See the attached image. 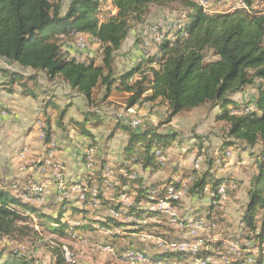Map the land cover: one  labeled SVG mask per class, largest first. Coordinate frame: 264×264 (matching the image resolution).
<instances>
[{
	"label": "trees",
	"instance_id": "obj_1",
	"mask_svg": "<svg viewBox=\"0 0 264 264\" xmlns=\"http://www.w3.org/2000/svg\"><path fill=\"white\" fill-rule=\"evenodd\" d=\"M242 1L245 6L224 12H209L196 0H112L118 12L101 19L99 14L103 0H71L64 13L61 11L62 0H0V58L10 65H18L22 70H31L32 73L27 78L35 84L38 83L40 75L48 80L56 77L63 80L71 89L84 95L90 105L100 104L93 98L96 88L104 86L103 100L110 96L116 85L118 90L128 93L127 109L142 100H159L165 103L168 112L166 122L195 107H219L216 119L227 123L224 146L243 145L245 148H254L258 144L262 145L258 172L251 182L249 200L242 216V222L247 232L249 231L245 236L251 246L242 244L239 245L241 250L229 252L230 261L227 264H264V224L258 227L257 223L260 218L264 223V0ZM170 4L183 8L186 19L172 39L160 42L161 58L145 57L135 67L115 75V54L123 46L134 25L147 21L152 5ZM78 33H87L100 43L103 49L101 65H97L92 59L82 61L70 57L61 38L72 37ZM208 55L215 58L208 59ZM149 64L152 67L145 71L144 67ZM7 72L12 81H21L26 93L36 95L33 89H27V83L23 82L25 75L20 70ZM248 87L255 89L256 96L252 103L243 105L236 100V95L245 93ZM249 105H253V109L245 111V107ZM64 114L65 109L61 116ZM85 115L87 120L99 116L96 111H88ZM116 126L126 129L129 135L124 148L125 160L140 163L143 168H162L168 160L166 148L174 141H182L179 133H163L153 126H144L137 131L131 125L123 126L121 120ZM43 130L45 142L48 144L52 131L49 127ZM82 131L91 135L84 128ZM157 150L162 152L165 160L160 159L156 154ZM127 172L129 175L131 171L127 168ZM128 175L121 174L117 177L119 184L110 188L117 195L128 194L122 189L124 185H132L137 181L141 186V179L130 178ZM209 177H213L211 181H208ZM105 180L100 175L94 183L101 190L98 200L103 207L117 208L123 215L135 212L138 216H143L145 212V218L162 217L165 214L159 210L137 211L138 203L159 199L169 202V195H165L168 185L173 184L167 189L168 192L177 191L176 187H179L173 182L137 187L133 203L126 204L127 206L124 204L125 208L121 209L123 202L117 205L106 197ZM208 182L215 194L207 207L210 212L202 217L218 224L216 213H212L220 204V195L216 191L224 182L229 191L232 182L227 178H215L210 171H206L202 176L196 177L190 191L201 193ZM171 203L177 206L178 201L171 196ZM59 206V212L55 216L24 201L8 187L0 185V242L3 239L23 242L21 240L31 232L30 237L35 240V250H38V246H41L38 242L41 240L34 225L35 218L38 225L53 233L65 235V229L69 226L62 220L65 212L82 213L81 219L92 214L85 205L80 206L71 201L60 203ZM115 223L122 224L117 220ZM101 224L107 223L101 221ZM84 225L89 226L88 223ZM155 226H158L157 223H146L139 225L134 232L147 229L153 231ZM159 226L168 228L166 225ZM197 237L204 238L203 246H206V237ZM147 246L131 241L127 242L122 251H141L146 258L151 251L153 258L159 257L165 261L167 258L168 261H181L188 257L203 261L218 254L201 255L205 248L198 252L169 251L172 253L159 254ZM64 249L62 246L63 253ZM237 252L238 254L233 255ZM50 258L54 261L52 264L65 263L60 246L52 250ZM35 260L37 261L34 258H25V263ZM207 264L217 263L210 261Z\"/></svg>",
	"mask_w": 264,
	"mask_h": 264
},
{
	"label": "crops",
	"instance_id": "obj_2",
	"mask_svg": "<svg viewBox=\"0 0 264 264\" xmlns=\"http://www.w3.org/2000/svg\"><path fill=\"white\" fill-rule=\"evenodd\" d=\"M228 7L229 5L226 4L215 3L212 11L224 12L233 9ZM101 12L105 17H109L112 13L116 14L118 9L113 5L112 0H103ZM81 34L84 37L87 35V33H78L72 37L77 38ZM66 50L69 52L70 57L82 61L86 57L95 56L91 49L76 51L67 47ZM6 64L8 63L0 58V185L8 187L14 193L19 194L24 201L41 207L55 216L59 212V204L68 201L80 206L85 205L92 211V214L85 219H81L83 217L82 213L65 212L64 216L70 214L72 219L63 217V223H67L69 226L65 229L66 234L61 236L69 237L72 241L91 245L101 252L118 254L121 257L124 254V257H126L128 250L124 253L122 248L127 242L144 243L152 250L154 249L155 252L165 254L172 253L169 251L173 250L166 248V246L162 248L160 242L167 244L172 241H180L179 239L184 240L185 237V239L187 238L193 242L196 239L200 246H203L205 239L197 237L201 235L208 240L201 255L214 256L218 253L216 256L210 257L213 259L212 262L217 264L223 263L221 254L224 247L226 253L233 251L234 245L231 249L228 247L234 240H238L240 245L251 246V242L245 236L247 228L242 222V216L249 200L248 191L251 182L258 172L262 152L261 144L256 145L254 148H245L243 145L224 146L222 134L211 136L210 131H200L199 129H197L198 133L204 132L203 135H210L201 138L183 135L182 129L180 131L177 126L178 118L184 116V112H182L175 115L172 121L168 122L170 125L169 131H161L163 133L177 132L182 139V141H174L166 148L168 155L166 164L157 170L143 168L140 163H131L125 160L124 148L129 135L126 129L116 126L117 122L121 120L123 126L131 125L137 131L142 130L144 125L138 120L132 119L131 114L126 112L125 115H118L115 118L110 113L100 110L97 106L90 105L84 95L71 89L68 83L57 77L48 80L47 77L40 75L38 83L35 84L27 78L32 73L31 70H22L18 65L8 64L9 66H7ZM7 70H20V73L25 75L23 82L27 83V89H33L36 95L26 93L21 81H12ZM253 90L255 97L256 91ZM101 93L99 87L96 88L93 98L103 104L107 100L104 101L105 98L102 100L103 93L102 95ZM238 95H236V100ZM112 96L124 99L126 107L128 93L118 90L115 85L109 98ZM165 106L167 108L166 104ZM147 107L149 106L147 105ZM199 107L185 111V113H191ZM64 109L65 114L61 116L60 113ZM88 111H96L99 116L87 120L85 113ZM133 121L139 123L133 125ZM39 122H42V124H39ZM47 127L52 131V138L48 144L45 142V132L43 130ZM83 128L88 130L91 135L82 131ZM196 145H199L198 149H196ZM88 148H91L92 152H86ZM159 157L161 160L166 159L163 154ZM96 158H98V161ZM196 159L198 160L197 167ZM46 162L57 164V171L65 174L66 189H72L64 201L58 199L57 186H59V179L53 178L52 168L47 166ZM100 162H104V164ZM91 163H95L94 168L86 166ZM102 165H105V167L103 168ZM127 168L131 171L129 175ZM206 171H210L215 178H227L232 182L229 191L227 186H223L225 183L218 187H223L227 196L222 203L219 201L218 208H214L212 211L213 214L216 213L217 215V229H215L214 222H210L208 219H194L207 216L210 212L207 207L215 194V192L212 193L213 189L210 182L206 184L201 193L190 191L196 177L202 176ZM121 174L128 175L130 178L137 177L141 179V186L143 187L153 184L165 185L168 182L176 183L179 187H176L177 191L172 196L175 201H178L176 204L177 220L180 221L181 218L184 223L172 222L163 213L164 216L162 217L149 216L148 218H145V212L143 216H138L135 212L123 215L117 208L103 207L98 200L99 193L95 197L94 191H86V186H94L98 177L102 175L106 179L105 184L108 185L109 189L105 191L106 197L117 205H121L123 202L121 209H124V204L130 205L133 203L137 187L141 186L137 181L132 185L122 186L123 191L130 196L128 201H122L119 198L120 194L117 195L115 190L110 189L113 185L119 184L117 177L119 178ZM211 178L213 177H209L208 181H211ZM29 181H32L38 187L40 185L44 187L41 198L35 197L32 199L29 197V191L26 189ZM233 184H237V186ZM76 185H78V189H74ZM171 186L173 184L168 185L167 189ZM88 196L90 197L88 198ZM93 198L98 201H93ZM147 202L141 201L138 203L136 206L137 211L159 210L162 212L157 205L148 206ZM149 203L156 204V201H149ZM97 210L99 212H96ZM113 210H117L119 215L115 216ZM143 219L145 222H141ZM116 220L122 224L117 225ZM192 220H195L194 227L189 232V225ZM101 221L107 224L102 225ZM85 223H88L89 226H85ZM146 223H157L158 226L153 227V231L147 229L138 233L134 232L135 228ZM257 223L258 227L264 224L261 218ZM53 225L57 226L56 223H53ZM159 225H166L168 228H161ZM205 229L215 230L210 232L205 231ZM73 233H76V236H73ZM7 241V239H3L0 245L8 244ZM63 246L65 247L64 253L62 246L60 248L65 259L64 254L70 248L65 244ZM101 247L111 251L104 250ZM251 250L256 251L255 249H248V251ZM150 252L147 253L148 257H151L154 263L157 260H163L159 257L153 258ZM235 254H238V252L233 255ZM148 257L145 259L146 263ZM44 258L47 259L42 262L47 264L54 262L50 256ZM163 261L165 263L167 261L166 264L197 263L195 258L181 261H168L167 258L166 261ZM18 262L21 261L18 259Z\"/></svg>",
	"mask_w": 264,
	"mask_h": 264
},
{
	"label": "rangeland",
	"instance_id": "obj_3",
	"mask_svg": "<svg viewBox=\"0 0 264 264\" xmlns=\"http://www.w3.org/2000/svg\"><path fill=\"white\" fill-rule=\"evenodd\" d=\"M70 1L71 0H62V8H61L62 13L66 11ZM238 1L239 0H219V4L229 5L228 8L232 7L233 9L244 6L243 2L240 3ZM212 7L213 5H210V10L207 9V11L213 12ZM111 15H113V13ZM99 17L101 19L105 18L102 12H100ZM185 19H186V11L183 8L179 7L177 4H170L165 6L152 5L151 12L148 15L147 21L144 24L142 23L135 24L134 27L129 32V35L124 41L121 49H119V51L116 52L115 59L113 61V68L115 71V75H119L130 70L131 68L138 65V63L145 57L155 56L157 59L161 58L162 53L160 50V44L162 42L159 43L158 41L156 42L155 39H151L150 32H148V34L146 32V27H152V23L158 24L160 25V27L162 28V32L164 33V37H165L164 39H169V38L172 39L175 36L176 32L178 31L176 27H178L181 23H184ZM176 24L178 26H176ZM61 40H62V45H64L65 49L67 47L75 49L76 51L79 50L85 51L86 49H91V51L95 54V56L86 57L85 60L92 59L95 61L97 65H101L103 63V57H102L103 49L100 47L98 41L95 38L91 37L90 35L87 34L84 37L83 34H81L78 36V40L77 38L67 36L61 38ZM82 42L83 44L86 45H82ZM214 58H215L214 56L208 55V59H214ZM154 65L157 66L158 64L154 63ZM150 67H152L150 66V64L146 65L144 67V70L148 71ZM99 91L102 93L104 92L103 85L99 87ZM254 93L255 92L253 88L248 87L245 94L238 95L237 101L239 103H242L243 105H247V103L250 104L255 99ZM104 101L103 104L100 103L99 105H92V106H97L100 110H104L110 113V115L114 116L115 118H117L118 115H125L127 112L132 115L131 117L132 119L138 120L142 125L156 127L159 129V131L165 132V131H169L170 129V125L168 124V122H166L168 116L167 108L165 104L161 101L150 102V100H142L139 104H137L136 106L130 109H127L125 107V101L120 97L112 96L109 98L108 96L107 98L104 99ZM147 105L149 107H147ZM251 109H253V105H251V107L250 106L245 107L244 110L248 111ZM218 112H219V107L213 108L210 105L201 106L197 108V110L191 111V113L184 112V116L178 118L179 122L177 123V126L180 128V131L182 129L183 135H191L192 138L193 137L201 138L202 136L205 137L207 135V134L203 135L204 132L198 133L197 129H199L200 131H210L209 133L211 134V136L222 134L223 137H226L227 123L224 121H217V119H215V115ZM198 148L199 145H196V149ZM197 166L198 164H196V167ZM166 215L169 218H171L169 214ZM64 217L69 218L70 220L72 219L70 217V214H66ZM200 219H204V218H200ZM35 222L34 225L40 233L39 238L41 240L38 242L41 245L38 246L39 251L35 250V246H36L34 243L35 240L30 237L32 235L31 232H28L29 233L28 236H25L21 240L23 242L16 241V239L15 240L7 239L8 244H4L5 246L3 244L0 245V263L25 264V258L28 259L34 258L37 259V262L38 261L42 262L44 259H47L44 258L45 256L47 257L50 256L52 250H54L55 248H59V246L61 247L63 246V244H65L70 248L69 250L71 251L72 256L69 261L66 260V262L63 264H83V263L136 264L135 262H131L129 259H125L124 254L123 257H121L118 254L101 252L91 245H86L77 241H72L69 237H64L59 234H54L48 228L38 225L36 218H35ZM194 222L195 220L191 221L189 225V232L192 231L194 227L193 226ZM214 224H215V229H217L218 224L216 222H214ZM213 230L205 229V231H210V232ZM236 243L238 244V246L240 245V242L238 240H234L233 242H231L228 248L231 249L232 245ZM101 248L103 249L105 247H101ZM223 249H224L223 250L224 253H226L227 251L225 250V247ZM104 250H108V249H104ZM232 252H234V250ZM18 259L21 262H18ZM187 259L190 258L188 257ZM222 260H223L222 264H227L230 261V259L228 260L227 258H222ZM35 261H28L26 263L37 264V262ZM160 261L163 264H166L163 260ZM153 263L154 262L152 261V259L148 257L147 263L145 264H153ZM42 264H47V263L43 262ZM154 264H157V262Z\"/></svg>",
	"mask_w": 264,
	"mask_h": 264
},
{
	"label": "bare ground",
	"instance_id": "obj_4",
	"mask_svg": "<svg viewBox=\"0 0 264 264\" xmlns=\"http://www.w3.org/2000/svg\"><path fill=\"white\" fill-rule=\"evenodd\" d=\"M199 2V4H201L203 6V8L205 10H207V5H206V0H197ZM243 1L240 0V3H242ZM244 3V2H243ZM241 5V4H240ZM245 6V3L243 4ZM176 26H178L176 24ZM155 28H161L160 25L158 24H155ZM177 29H181L182 28V23L176 27ZM184 33L186 34L187 32L184 31ZM148 34V32H147ZM150 35H151V39H155V41L157 42H162L164 40V33L163 32H159L156 36L152 34V32H150ZM146 48V47H145ZM149 51V50H148ZM145 56V55H144ZM156 154L161 156L162 155V152L160 150H157L156 151ZM200 163V162H199ZM37 188H40L38 187L35 183H32V186H28L26 189L29 191L28 195L30 198H41L42 196V189H37ZM66 189V187H65ZM175 192V191H174ZM220 197H222L223 194H225V189L223 187H220L217 189L216 191ZM96 192H94V196L96 197ZM69 196V194H65L64 197L62 198H59V200L61 201H64L65 199H67V197ZM85 197V195H84ZM122 201H128V199H125V198H121ZM93 201H98L96 198H93ZM163 202H168L164 199H159V200H156V204H162ZM160 210H162V212L164 214H169L170 215V220L173 222V220H175V213L173 212V210L171 209H167V207H159ZM117 210H113V214L115 216H118L119 214L116 213ZM113 216V215H112ZM137 221V220H136ZM141 222H145V220H141ZM200 225V223H198ZM73 236H76V233H73ZM172 241V240H171ZM192 244H195V241H191L189 239H184V240H180V241H172V242H168L167 245L169 246H166V248L168 249H172L173 251H177V252H185V251H191V252H198L200 251V243H198V245H192ZM188 245H192V246H189ZM234 246L238 247V244H234ZM129 255H134V257H137L136 259H130L132 260L133 262H135L136 264H145L146 263V257H145V254L141 251H134V250H129L127 251L126 253V257H129ZM65 259L67 261H69L71 259V256H72V253L70 250H66L65 252ZM212 262L213 259L208 257L206 258L205 260L203 261H196L197 263L196 264H199V263H202V264H207L209 262ZM157 264H163L162 262H157Z\"/></svg>",
	"mask_w": 264,
	"mask_h": 264
},
{
	"label": "built area",
	"instance_id": "obj_5",
	"mask_svg": "<svg viewBox=\"0 0 264 264\" xmlns=\"http://www.w3.org/2000/svg\"><path fill=\"white\" fill-rule=\"evenodd\" d=\"M240 2V0L238 1ZM206 3H207V6H208V9L210 10V5H214L215 3H219V0H206ZM247 8V6H246ZM146 32H152L153 35H157L159 32H162V28H155V23H152V27H146ZM77 40H78V37H77ZM82 45H86V44H83L82 42ZM7 66H9L8 64H6ZM251 107V105H249ZM139 122L138 121H133L132 124L133 125H137ZM39 124H42V122H39ZM86 152H92L91 148H88ZM86 154V153H85ZM47 166H50L52 168V173H53V178H57L59 179V186H57V189H58V199L59 198H62L65 196V194H69L71 193V190L72 189H65V174H61L60 172L57 171V164H50V163H45ZM94 164L95 163H91L89 165H86L88 168H94ZM196 164H198V160L196 159ZM233 185H236V184H233ZM28 186H32V181H29L28 182ZM223 186H227V184H223ZM37 189H42V191H44V187L40 185V188H37ZM74 189H78V185H76L74 187ZM105 190H109L108 189V185L105 184ZM86 191H94L96 193H101V190L99 188H97L96 186H86ZM174 193L176 192H168V190H166L165 192V195H169V202H163L162 204H155V203H149V201L147 202L148 203V206L150 205H157V207H167V209H171L173 210V212L175 213V220H173V222H183V221H178L177 220V208L176 206H174V204L171 203V196L174 195ZM184 193V192H183ZM226 194H223L222 197H219V201H221V203L226 199ZM119 198H125V199H130V196L127 194V195H120ZM117 214L118 211H116ZM196 220H200V217H196L194 218ZM210 222H213V221H210ZM193 237H194V230H193ZM185 239V237H184ZM161 243V247H165V246H169L167 245L166 243L164 242H160ZM192 245H198V240L195 239V244H192ZM192 245H188L189 246H192ZM201 248H205L206 246H200ZM105 249V248H103ZM241 248H238L236 246H233V250H240ZM220 252V251H218ZM125 259H136L137 257H134V255H129V257H124ZM221 258H227L229 260V253H224V251L222 252L221 254ZM43 262L41 261H38L37 264H42Z\"/></svg>",
	"mask_w": 264,
	"mask_h": 264
}]
</instances>
